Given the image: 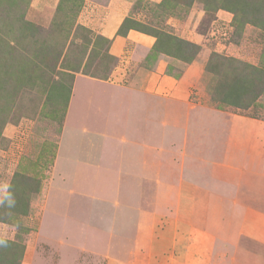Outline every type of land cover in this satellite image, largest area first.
I'll return each instance as SVG.
<instances>
[{
    "label": "rangeland",
    "instance_id": "374dc122",
    "mask_svg": "<svg viewBox=\"0 0 264 264\" xmlns=\"http://www.w3.org/2000/svg\"><path fill=\"white\" fill-rule=\"evenodd\" d=\"M130 1L108 37L105 27L80 20L88 0H0V264H60L64 247L70 264H239L244 239L235 232L226 240L221 207L178 204L172 182L183 170L191 172L180 166V154L170 160L176 172L170 179L157 168L135 182V193L115 190L119 183L131 185L126 174L133 171L122 167L119 175L115 144L106 148V162L103 151L89 156L80 180L66 181L57 169L68 136L76 135L68 118L74 84L93 78L141 93L147 77H134L137 68L146 75L160 63L168 76L179 78L187 69L197 74L190 101L222 115L211 117V133L222 129V120L252 122L264 158V0ZM91 2L98 13L100 5ZM116 37L124 42L119 52ZM140 43L146 51L136 59L130 52L141 51ZM244 81L249 90L235 95ZM156 117L150 142L158 147L166 139V148L178 142L176 130L184 126L166 131L161 120L170 126L176 118L163 110ZM138 130L130 127L128 138ZM80 182L98 189L82 191ZM79 243L89 250L76 259Z\"/></svg>",
    "mask_w": 264,
    "mask_h": 264
},
{
    "label": "crops",
    "instance_id": "0c3cea01",
    "mask_svg": "<svg viewBox=\"0 0 264 264\" xmlns=\"http://www.w3.org/2000/svg\"><path fill=\"white\" fill-rule=\"evenodd\" d=\"M91 1H97V6L100 5L98 13L96 9H91L94 7ZM130 2L88 0L89 5L82 11L80 20L87 22V19H90L97 25L94 26L95 29L98 26L105 27L108 37H112L123 20L124 10L129 9ZM123 46L122 37H116L113 49L119 52ZM137 46L142 50L137 53L130 52L136 59L142 58L146 51V47L141 43ZM158 65L154 72L146 75L145 69L137 68L134 77H140L139 80L147 77L144 82L146 88L141 93L121 91L119 87L110 88L106 83L93 78L83 79L79 85L74 84L68 118L75 125L76 135L73 136L74 133L71 132L68 136L71 137L69 147L59 153L56 160L58 171H63L66 181L80 180L83 175H87L83 163L86 161L89 164V156L98 150L103 151L105 157H102V161L106 162L110 152L106 148L115 144L112 149L117 151V171L130 165L133 167L130 175L126 174L131 185L119 183L115 190L135 193L138 188L135 182L145 180L153 171L156 173L157 168L160 172L167 173L170 179L176 173L170 171L175 167L171 165L170 160L180 154L183 160L180 166H187L191 172L183 170L179 178L172 182L170 188L175 189L178 204L184 201V205L195 209L210 206L215 210L214 207H221L219 212H223L222 217L227 215L224 217L226 229L229 230L226 231V240L228 235L233 236L235 232L242 233L240 238L244 239L239 250V264H264V158L261 157L263 153L259 154L258 147H255L258 137L253 134L254 124L235 117L217 122L221 124L222 129H215L214 133H211V117L222 115L207 104L190 101L193 92L191 85L197 77L194 70L187 69L177 78L175 75L168 76L164 63ZM166 92L170 93V97L165 95ZM169 98L172 99L171 104L165 102ZM162 110L177 121L175 125L168 126L169 121L164 117L161 126L166 128V131L184 126L183 129L176 130L181 133L179 141H170L167 148L162 145L166 144V139L159 140L158 147L150 142L151 125L158 124L157 117L154 119L153 116ZM130 127H138L137 137L136 132H133L135 138H128ZM123 129H126V132H123ZM221 135L224 137H220ZM244 147L247 149L244 150ZM61 153L65 155V160H62L64 158ZM142 163L145 164L144 168ZM67 168H70L69 173L64 172ZM118 173L121 177L124 174L122 171ZM67 174L70 175L68 179ZM58 175L61 176L60 172ZM66 181V189L72 190L68 188L70 186L67 187ZM79 185L82 191L98 189L94 184L89 187L88 184L80 182ZM144 188L143 190H146ZM219 212L217 211V215ZM215 214L212 215V222L216 221ZM118 221L114 219L115 223ZM215 239L217 241L219 237L215 236ZM215 243L214 247L218 253L220 247H216ZM88 250L87 243H79L72 252H76L77 259L80 253H87ZM61 251L62 256L58 262L70 264L68 250L64 247Z\"/></svg>",
    "mask_w": 264,
    "mask_h": 264
},
{
    "label": "trees",
    "instance_id": "16d2710c",
    "mask_svg": "<svg viewBox=\"0 0 264 264\" xmlns=\"http://www.w3.org/2000/svg\"><path fill=\"white\" fill-rule=\"evenodd\" d=\"M263 74H264V72H263ZM261 75V74H260ZM263 76V75H262ZM258 80H259V82H258V87H261V86H263L261 83L263 82L262 81V79L261 78H259V75H258ZM246 82H248V81H244V82H242V83H239V86L238 87H236V88H234V91H235V95H237V93H236V91H240V89H247V90H249V83H246Z\"/></svg>",
    "mask_w": 264,
    "mask_h": 264
}]
</instances>
